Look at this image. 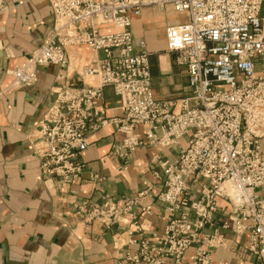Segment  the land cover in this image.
<instances>
[{
    "label": "built area",
    "instance_id": "2783aa9c",
    "mask_svg": "<svg viewBox=\"0 0 264 264\" xmlns=\"http://www.w3.org/2000/svg\"><path fill=\"white\" fill-rule=\"evenodd\" d=\"M47 1L51 32L14 69L11 86L31 85L35 70L47 65L68 72L80 64L79 47L94 58L79 65L77 76L96 78L98 85H77L61 75L46 114L47 148L41 152L30 143L41 176L64 183L80 176L78 156L107 122L101 111L105 87L123 112L114 122L122 139L111 146L112 155L125 164L145 145L177 149L171 162L156 157L153 180L136 195L84 203L76 219L104 230L123 221L121 264H211V251L223 243L216 227L222 214L228 221L222 228L247 234L249 252L264 264V0ZM145 7H169L183 16L165 29L166 50L187 74L188 94L180 100L153 94L149 52L130 31ZM101 26L113 30L101 32ZM155 206L166 226L161 236H147L139 214L151 215Z\"/></svg>",
    "mask_w": 264,
    "mask_h": 264
},
{
    "label": "crops",
    "instance_id": "0c3cea01",
    "mask_svg": "<svg viewBox=\"0 0 264 264\" xmlns=\"http://www.w3.org/2000/svg\"><path fill=\"white\" fill-rule=\"evenodd\" d=\"M182 17L169 7H145L130 26L134 38L144 41L150 53L151 86L154 96L162 101L188 94L185 69L174 64L165 47V29ZM52 23L47 0H0V264H121L118 247L127 242V225L121 221L104 230L95 223L83 224L76 219L75 208L87 201H100L101 196L136 195L144 181L153 180L149 172L158 170L156 157L171 162L177 149L145 145L125 164L112 155L111 146L122 139L114 122L123 112L119 99L105 88L101 111L107 122L89 136L87 149L80 156L84 164L80 178L70 185L40 180L39 161L29 135L52 99L51 88L60 72L56 66L38 68L37 80L30 87L14 89L11 81L15 66L45 42ZM99 30L113 29L101 26ZM76 52L81 64L93 57L86 47ZM84 84L96 86L97 81L85 78ZM143 131L136 129L140 134ZM185 142L186 138L180 140L182 146ZM217 204L229 208L224 201ZM156 208L151 215L139 214L144 235L161 236L164 232L166 216ZM217 217L221 218L217 225L223 243L212 250L211 264H262L249 252L247 234L222 228L228 221L225 215ZM192 252L193 248L187 254Z\"/></svg>",
    "mask_w": 264,
    "mask_h": 264
},
{
    "label": "rangeland",
    "instance_id": "374dc122",
    "mask_svg": "<svg viewBox=\"0 0 264 264\" xmlns=\"http://www.w3.org/2000/svg\"><path fill=\"white\" fill-rule=\"evenodd\" d=\"M52 12V11H51ZM53 16V15H52ZM137 18V17H136ZM134 20V19H133ZM52 26H53V23H52ZM52 29V28H51ZM134 37V36H133ZM47 39V38H46ZM45 39V40H46ZM136 39V38H135ZM144 42V41H143ZM145 43V42H144ZM43 45V44H42ZM146 45V44H145ZM41 46V45H40ZM39 46V47H40ZM165 47H166V44H165ZM149 52V51H148ZM168 52V51H167ZM169 53V52H168ZM32 54V52L30 53V55ZM29 55V56H30ZM149 55H150V53H149ZM28 56V57H29ZM97 56H101V54L100 53H98V55ZM173 56V55H172ZM28 57H26L24 60H22L18 65H16L15 66V68L17 67V66H19V65H21L22 64V62H24ZM94 57H92L91 59H90V61H92V59H93ZM90 61L88 62V63H90ZM148 61H149V56H148ZM173 62H174V58H173ZM87 63V64H88ZM81 64V63H80ZM86 64V63H85ZM175 64V63H174ZM81 65H84V64H81ZM176 65V64H175ZM47 66H52V65H47ZM149 66H150V63H149ZM177 66V65H176ZM44 67H46V66H44ZM180 67H182V66H180ZM14 68V69H15ZM39 68H41V67H39ZM58 68V67H57ZM184 68V67H183ZM38 69V68H37ZM36 69V70H37ZM59 69V72H60V74H58V78L56 79V81H55V83H54V85L52 86V91H51V93H52V99H51V101H50V103L48 104V106L46 107V109H45V111L43 112V114L40 116V118H38L36 121H35V123H34V125H33V129H32V131H31V133H30V135H29V143H33V145L34 146H36L41 152H44L45 151V149L47 148V144L49 143V140H50V137H51V131H49L48 129H47V120H48V117L46 116V114H47V112H48V107L50 106V104L52 103V101H53V99L55 98V89L57 88V85H58V83L59 82H61V75L62 76H68V78H69V80L70 81H72V82H74V83H76L77 85H85L84 84V79L85 78H88V77H83V78H80V77H78L77 76V74L80 72V67H79V63H76V64H73L72 65V67L71 68H69V70H68V72H66L64 69H61V68H58ZM185 69V68H184ZM36 70H35V75H36ZM259 70V69H258ZM14 71V70H13ZM13 71H12V74H13ZM185 72H186V70H185ZM150 74H151V72H150ZM186 76H187V74H186ZM77 79H79V80H77ZM96 79V78H95ZM36 80H37V77H36ZM36 80L31 84V85H29V86H18V87H14V86H12L14 89L15 88H21V87H30V86H32L35 82H36ZM96 81H97V79H96ZM11 85H12V81H11ZM97 85H98V82H97ZM96 85V86H97ZM85 86H87V85H85ZM88 87H94V86H88ZM105 88H109V87H105ZM105 88H103V90L105 89ZM151 88H152V86H151ZM111 89V88H110ZM103 90H102V92H103ZM112 90V89H111ZM153 91V90H152ZM154 94V93H153ZM187 96V95H186ZM186 96H183L182 98H184V97H186ZM117 97V96H116ZM118 98V97H117ZM119 99V98H118ZM157 99V98H156ZM181 99V98H180ZM180 99H177V100H180ZM159 100V99H158ZM162 101V100H161ZM163 101H167V100H163ZM174 101V100H173ZM120 102V101H119ZM106 120V119H105ZM99 131V130H98ZM140 134V133H139ZM142 135V134H141ZM183 138H186V142H187V137H183ZM182 139V138H181ZM180 139V140H181ZM180 142V141H179ZM186 142H185V145H186ZM180 145H181V143H180ZM184 145V146H185ZM148 146H152V145H148ZM158 146V145H157ZM182 146V145H181ZM183 146V147H184ZM162 147H164V146H162ZM165 148H173V147H165ZM86 149H87V147H86ZM85 149V150H86ZM84 150V151H85ZM33 151V150H32ZM83 151V152H84ZM82 152V153H83ZM81 153V154H82ZM35 154V153H34ZM81 156V155H80ZM80 156H78V159H77V161L78 162H80ZM37 157V156H36ZM38 158V157H37ZM175 160V159H174ZM38 161H39V178H40V180L41 181H47V180H53V181H56V182H59V183H62V184H65V185H70V184H72L73 182H70V183H64V182H62V181H59L58 179H55V178H50V177H47V176H44V177H42L41 176V174H40V160H39V158H38ZM81 163V162H80ZM83 164V163H82ZM84 165V164H83ZM83 169H84V167H83ZM83 169H82V171H83ZM81 174H82V172H81ZM81 174H80V176H81ZM80 176L77 178V179H79L80 178ZM93 178L94 179H96V180H99V179H97V176L96 175H94L93 176ZM76 179V180H77ZM75 180V181H76ZM102 197V196H101ZM101 197H100V199H101ZM88 202H91V203H98L99 201H97V202H92V201H87V202H85V203H88ZM82 204H84V203H81V204H79V205H77L76 206V208H75V211H76V209L80 206V205H82ZM75 211H74V215H75ZM76 217V216H75ZM216 227H218V225L216 224ZM215 249V248H214ZM211 254H212V251H211ZM212 258V257H211Z\"/></svg>",
    "mask_w": 264,
    "mask_h": 264
}]
</instances>
